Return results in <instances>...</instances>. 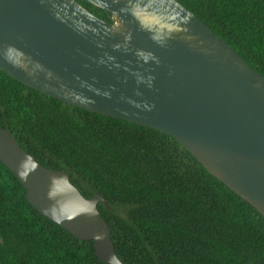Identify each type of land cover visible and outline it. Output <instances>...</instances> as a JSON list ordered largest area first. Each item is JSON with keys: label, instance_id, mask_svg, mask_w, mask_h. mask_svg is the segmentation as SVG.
<instances>
[{"label": "water", "instance_id": "obj_1", "mask_svg": "<svg viewBox=\"0 0 264 264\" xmlns=\"http://www.w3.org/2000/svg\"><path fill=\"white\" fill-rule=\"evenodd\" d=\"M0 0V68L82 109L170 134L264 216V75L179 0ZM0 160L29 201L124 264L99 193L43 165L0 127Z\"/></svg>", "mask_w": 264, "mask_h": 264}, {"label": "trees", "instance_id": "obj_2", "mask_svg": "<svg viewBox=\"0 0 264 264\" xmlns=\"http://www.w3.org/2000/svg\"><path fill=\"white\" fill-rule=\"evenodd\" d=\"M179 1L264 75V0ZM0 127L108 201L98 209L124 264H264V216L170 134L70 105L1 68ZM0 264L110 263L38 210L0 160Z\"/></svg>", "mask_w": 264, "mask_h": 264}]
</instances>
